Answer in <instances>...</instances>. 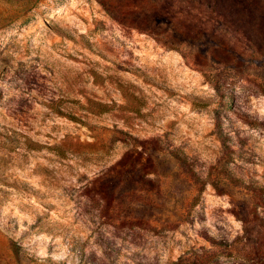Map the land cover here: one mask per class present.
Masks as SVG:
<instances>
[{"label":"rangeland","instance_id":"1","mask_svg":"<svg viewBox=\"0 0 264 264\" xmlns=\"http://www.w3.org/2000/svg\"><path fill=\"white\" fill-rule=\"evenodd\" d=\"M0 264H264V0H0Z\"/></svg>","mask_w":264,"mask_h":264}]
</instances>
